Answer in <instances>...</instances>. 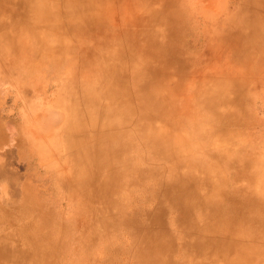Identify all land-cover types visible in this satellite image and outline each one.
Here are the masks:
<instances>
[{"label": "rangeland", "instance_id": "1", "mask_svg": "<svg viewBox=\"0 0 264 264\" xmlns=\"http://www.w3.org/2000/svg\"><path fill=\"white\" fill-rule=\"evenodd\" d=\"M64 1L71 6L52 13L56 27L36 24L55 38L51 48L83 28V5L97 3L107 46L162 21L168 31L152 54L169 57L161 75L130 81L121 108L133 111L113 121L111 91L83 98L87 80L103 85L74 57L84 42L57 61L47 39L20 29L29 21L0 11V264H264V81L243 84L230 120L205 110L203 94L193 97L205 76L236 77L239 54L207 66V34L230 31L254 0ZM251 48L253 76L264 79V56ZM113 127L127 134L114 137Z\"/></svg>", "mask_w": 264, "mask_h": 264}, {"label": "bare ground", "instance_id": "2", "mask_svg": "<svg viewBox=\"0 0 264 264\" xmlns=\"http://www.w3.org/2000/svg\"><path fill=\"white\" fill-rule=\"evenodd\" d=\"M46 1L49 2L50 0H0V11L5 8L10 9L13 12V14L11 13L10 16L13 20L17 22H21L22 20L29 21L31 25L20 27V29L23 31H29L31 34H33L32 37L34 39L42 41L47 38H44V35L39 31L40 27L38 30L36 29L37 22L41 21L42 24H44V29L46 31H50L54 27H56V19L54 18L55 16H53L52 13L54 14V11L59 9L58 13L61 12V14H65L69 10L68 8L71 6L70 4H67L66 6V4L63 3L64 0H60L57 5L47 3ZM60 5L63 6L60 7ZM90 5L91 7H89ZM90 5H88V3L83 5V8L86 6L84 9L88 10H83V13L81 15L83 28L77 29V31L73 33L72 39L69 41H65V44H62L61 42V45L59 41V44L57 45V47L55 46V48H51L53 44L50 41L53 38H51L50 41L48 39L45 40V45H48L47 41H49V49L46 46L48 52L45 53H48L49 56H52V59L58 61L60 59H63L66 52L73 51L75 45L78 42H80V44L84 42L80 47V51L78 49V51L80 52V56L77 54L73 56L76 59L78 57L80 64L83 65L88 74L94 72L97 77L103 78V85L98 84V86L96 85L97 82H89V80H87V82L91 85L90 87L84 88L85 90H83V98L86 100H93L94 98L103 99L105 97L104 94L106 93V91H111L108 95L113 97L110 99L111 102L109 101L110 103L107 105V113L109 114V118H111L113 121H123L122 119L124 118V116H129L133 111L128 108L127 104L125 105V110L122 111L123 108H121L125 95L124 93L127 91V88L130 87V81L139 80L138 82L140 83L146 81L148 82V80L156 73H158L159 75L162 74V69L158 67V64L162 63L161 58H167L169 56L163 55L162 51H160L159 55H153L154 53L152 54V52L159 45V43L156 42V37L159 34L162 35V31L165 32L168 30L166 27L161 26L160 22L162 21H152L147 23V25H145V27H143L142 29L136 27L133 31H129L125 36H121V38L118 39V43L114 42L115 45L114 43H112L111 45L107 46L111 34L105 29V23L107 21V17H105V10H99L102 5H99L97 3H93ZM151 15L153 14H150V16ZM43 21H45V23ZM233 23L234 24L232 26V29L226 33H224L225 31L222 32L219 29H214L211 33H208V43L204 47V51H206L210 56V58L205 61V63H208L207 66H211V61L215 56L223 57L227 61L239 54L240 57L244 59V62L240 63L241 66L236 67L238 69L236 70L235 68L233 71L236 74V77L233 78L231 75L229 77H226L229 78L230 81L231 79H235L236 88L233 87L232 90L231 83L227 79L221 78L219 80H215L211 77L205 76L202 80L203 82H201V85L196 90V93L194 92L193 96L194 99L198 101L199 98L197 93L203 94V97L205 98L203 104L205 110L213 113L216 118L222 117V114H224L225 117H222L224 120H228V118L230 120V118L232 117L230 115V112L233 110L232 106L234 105V99L238 97V94L242 90L241 88L243 84H245V86L249 84V86L252 87L253 83L255 86L256 84L259 85L264 81L262 76H253L255 74V68L252 67L254 66L255 59L252 56L253 52L251 48L254 46L253 49L255 50L254 55H256V59H260L262 56H264V5L258 4V0L247 2V6L244 7V10L240 11V15H238ZM9 33L11 34V32ZM161 35H159V38ZM144 36H146V38H152H150L149 41L144 42L142 40L144 39ZM11 37H14V35ZM53 40H55V38ZM128 41L131 42V45L127 44ZM39 46L38 50H40V52H42L43 54V50L46 49H42L43 46H40L39 49ZM174 48L176 50V47H173V50ZM169 54L171 55L172 53ZM195 57H197V55ZM187 66H191L194 71H196L198 67L195 62H192L190 64L188 63ZM244 66L250 68V70H247L248 73H242L241 71H239ZM158 71H160V73ZM168 71H171V69H168ZM113 74L117 75V82L116 79L111 76ZM201 74L203 75V72ZM122 77H125L127 79L126 82L124 80H119ZM117 85H119L118 87L121 88V91L116 90V88L114 89V86L116 87ZM139 93L140 96L143 95L142 92ZM141 99H143V97ZM240 100L242 101L243 99ZM141 102L143 101L141 100ZM114 104H116L117 106H113ZM118 107L120 108L118 109ZM220 107H224V112L220 110ZM136 111L137 112L135 113V115L139 120L145 117L146 107L142 106ZM207 115L210 116L209 113H207ZM140 122L143 123L144 121ZM104 126L103 128H101V130H105L106 127ZM118 133L119 129L116 130L113 127L112 134L114 135V137L117 135L118 137H120L127 134L123 130L119 134ZM96 150L97 149H95V151ZM158 150L162 151V149ZM223 256L227 257V255L225 256L224 254Z\"/></svg>", "mask_w": 264, "mask_h": 264}]
</instances>
